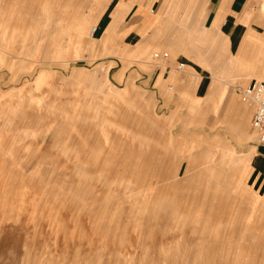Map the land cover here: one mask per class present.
Returning <instances> with one entry per match:
<instances>
[{
  "label": "rangeland",
  "instance_id": "obj_1",
  "mask_svg": "<svg viewBox=\"0 0 264 264\" xmlns=\"http://www.w3.org/2000/svg\"><path fill=\"white\" fill-rule=\"evenodd\" d=\"M106 1L0 0V264H264V196L245 179L257 143L248 110L231 100L222 124L206 115L196 126L176 91L202 120L218 89L201 111L184 88L166 99L140 78L110 82L116 55L156 65L155 40L90 54ZM187 21L170 31L181 51L204 41Z\"/></svg>",
  "mask_w": 264,
  "mask_h": 264
},
{
  "label": "crops",
  "instance_id": "obj_2",
  "mask_svg": "<svg viewBox=\"0 0 264 264\" xmlns=\"http://www.w3.org/2000/svg\"><path fill=\"white\" fill-rule=\"evenodd\" d=\"M68 1L63 2L62 0V5L65 6ZM164 1L148 0L143 7L146 12L148 3L151 2V12L158 14L152 26L157 25L159 34L149 51L153 54L165 50L169 54V49L174 50L175 55L173 58L169 55L166 66L161 65L160 67L151 61L142 63L132 56L126 59L119 53V49L127 50V45L134 46L141 40L139 31L141 22L136 17V11L141 13L143 8H138V5L134 3L135 0H107L105 4L101 2L95 25L92 24L93 27H97L96 33L92 36L95 50L89 52L83 46L77 45L75 47L71 45V49L74 51L82 48L94 55L109 52L116 55L117 53L124 61L117 55L109 60L114 63L109 65L108 69L110 82L118 84L120 81H125V83L131 81L134 83L140 78L138 82L142 86L150 87L154 92H161L166 99H170L171 94L169 93L174 87L175 89L176 87L184 88L189 92V96L201 99L198 103L201 111L208 108L206 99L213 96V90L218 89L217 109L214 113L209 110L202 113V120L197 111L191 114L188 104L179 101L178 92L175 90L177 102L186 108L187 115L184 122L187 124L195 123L196 126H202L205 116L211 115L214 117L212 126L217 127L222 124L218 120L229 115L228 109L233 102L231 100H237L240 105L243 104L248 110L246 133L256 135L257 139L255 149L249 155L250 168L245 179L252 181L249 186L258 192V196H264V147L259 145L258 134L252 126L255 107L243 103L237 92V89L246 87L254 79L264 82V0H188V2H182L180 6L176 4V7L173 5L171 8L164 6ZM172 13H175L174 20L170 17ZM57 15L61 18L60 14ZM183 18L188 19L187 25L190 24L191 19H197L196 30L197 33H203L204 41L193 42L181 51L180 46L168 43L171 42L170 31H181L175 26L179 25ZM113 26H117L115 33L120 36L112 39L113 42L108 50L102 51L98 40L108 28ZM187 48L188 51H186ZM130 59L134 61H127ZM126 62L138 63L133 72L129 73ZM178 63H183V68L179 72L173 71L172 67H177ZM169 83H173L174 86L172 87ZM110 89L113 88L110 87ZM104 102L102 101V104ZM142 103L143 100L136 104ZM222 107L224 113L220 114ZM225 169L232 173L229 168Z\"/></svg>",
  "mask_w": 264,
  "mask_h": 264
},
{
  "label": "built area",
  "instance_id": "obj_3",
  "mask_svg": "<svg viewBox=\"0 0 264 264\" xmlns=\"http://www.w3.org/2000/svg\"><path fill=\"white\" fill-rule=\"evenodd\" d=\"M96 31L97 27L95 26L91 31V36ZM152 58L155 64L166 63L169 54L166 51L154 52ZM183 66V63H178L176 69L181 70ZM237 92L240 94L243 103L255 107L252 126L258 134L259 145L264 147V82L254 79L246 87L237 89Z\"/></svg>",
  "mask_w": 264,
  "mask_h": 264
},
{
  "label": "bare ground",
  "instance_id": "obj_4",
  "mask_svg": "<svg viewBox=\"0 0 264 264\" xmlns=\"http://www.w3.org/2000/svg\"><path fill=\"white\" fill-rule=\"evenodd\" d=\"M147 1L148 0H135V2H134V3H136L138 5V8L139 7L143 8L141 13L138 10L136 11V17L138 18V21L141 22V26L139 28V31L141 32L143 38L137 44H135L134 46H129L128 50H127V54H130V53L131 54H135L136 52H138V50L145 49L149 45L150 42H153L157 38V35L159 34V28L157 27V25L152 26V22H153V20L156 19L157 16H155V17H151V15L149 16L145 12V8L143 7L144 3L147 2ZM182 2H188V0H165L164 1V6L166 5L168 8H171L174 5V7H176V4L180 6L182 4ZM150 12H151V10H150ZM174 15H175V13L170 14L171 20H174ZM195 23H197V22H195ZM192 34H197L196 27L194 29H192ZM90 35H91V32H89V36ZM170 37H172V35ZM188 50L189 49L187 48L186 51H188ZM143 58H145V57H143ZM246 111L247 110L244 109L243 112H246ZM244 165H245V168H247V170L250 168L248 160L244 161Z\"/></svg>",
  "mask_w": 264,
  "mask_h": 264
}]
</instances>
